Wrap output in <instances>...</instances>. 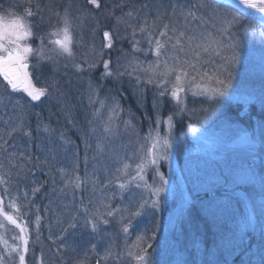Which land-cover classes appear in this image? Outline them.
Here are the masks:
<instances>
[{
	"label": "rangeland",
	"instance_id": "1",
	"mask_svg": "<svg viewBox=\"0 0 264 264\" xmlns=\"http://www.w3.org/2000/svg\"><path fill=\"white\" fill-rule=\"evenodd\" d=\"M119 2L120 0H108V5L114 9ZM64 3H66L64 8L71 4L70 0ZM181 4L187 6L184 3ZM54 5L55 8H60L62 2L55 0ZM163 6L159 0H152L150 17H154L156 9L159 8L161 11ZM70 12L73 17H80L82 20L79 31L83 33V40L81 46L74 47L75 62H81L86 54L89 62H92L96 58L90 51L93 45L97 53L103 49V59H106L104 44L102 43L101 46L99 41L97 24L90 23L93 16L80 8L73 7L72 4ZM144 13L140 11V17H143ZM167 13H171V11ZM255 14L260 18V13L255 12ZM77 22L79 23V21ZM120 28L124 30L123 25H120ZM94 29L95 31H93ZM79 31L76 34L77 39H79ZM101 41L103 42L102 37ZM120 48L122 49V47ZM126 50L131 53V47ZM261 51L262 67L237 69V79L234 81L235 88L232 91L233 96L239 98L225 97L222 102L226 100L232 103H242L246 107L258 102L264 107L263 45ZM136 55L142 61L153 60L152 55L147 57L143 53H136ZM67 62L73 61L67 60ZM68 63L65 65H70ZM101 65L102 63H99L96 68ZM45 67L43 76H52L50 74L53 70L52 66L46 65ZM59 69H64V74L57 73L56 75L60 88H62L60 91L68 94L71 88L76 87L74 93L77 95L72 96L71 103L68 102V108L62 106V103L61 106L58 105V111L55 108L50 110L51 106L57 104L56 93L47 97L49 108L46 110L52 114L43 109L45 107L44 97L40 101H32L31 103H29L30 98L23 100L25 128L31 129L33 127L31 134H34V141L29 140L22 131L14 133L10 138L7 137L8 130L15 126L19 114L15 102L21 98V95L26 97V94H16L12 97L11 102L6 99L4 103H0V134L8 138L7 152L0 153V160L3 161L5 168H9L13 173L17 171V168L11 167L8 162V153L12 152L16 153L17 156L21 152H24L25 155L31 154L34 159L31 164H28L29 166L37 163L35 157H39L41 162L40 166L34 170L25 171L19 177L13 175L10 178L11 193L15 195L19 192L22 195L27 191L30 197L32 196L31 189L42 185L40 191L48 197L45 210H40L34 206L32 208L33 213L40 216L41 220L38 229L37 227H28L29 232L32 233L34 230L35 233L31 238L29 237L25 264H78V262L97 264L98 260L100 264H113L111 258L104 259L105 251L109 246H114L116 252H125L127 247L135 242L136 236L141 231L152 229L153 218L147 214L137 217L133 221V227L129 234L126 235L120 230V216L117 215L110 219L109 225H100L98 232L93 233L91 228L84 224L83 209L87 207L89 212H92L101 202L110 203L112 208L123 207L129 204L133 195L139 197L142 189L134 187L131 192L121 193L115 186L117 175L115 170L121 166L120 161L129 157L132 159L128 162L132 164L134 169L138 162L136 157L143 155L140 148L141 145L145 144V136L149 132L150 123H153L154 126L156 113L152 109H147L137 99L142 112L135 115L130 102L125 107L121 104L124 99H127L126 94L120 93L119 98L113 93L102 96V98L115 97L123 109L122 119H131L134 127L125 129L124 125L121 124L119 135L106 141L104 155L94 159L96 156V137L90 136L87 140L89 145L87 148L83 139L85 134L89 132L87 120L91 118V109L87 99L88 91L86 92L85 89L88 88V82L92 77H89L87 71L76 73L69 66L58 65L56 70ZM74 76L79 82H77V86L71 87L68 84L72 82ZM91 81L93 86H98V83L94 82L93 79ZM40 86L42 84L38 85L37 83V87ZM143 88V85L140 86V91ZM67 96L62 98L65 105L67 104ZM248 97L251 99H246ZM187 101H190L188 105L190 103L201 105L203 97H193L189 93ZM160 114L163 116L162 113ZM62 115L66 116V123L62 122ZM187 116L188 114L184 117ZM214 117H210L206 122H201L204 135L199 139L187 130L188 140L185 143L183 139L181 151L176 149L175 143L177 120L181 117H176L174 121L172 159L170 163L162 162L160 166V171L173 181V192L169 193L163 210L159 213L160 225L157 231V239L154 242V251L149 250L152 252L156 264H208L207 261H203L204 258L208 259V257L210 259L209 264H233L232 258L235 255L245 253L247 246L253 241V236L255 239L257 238L258 229L260 231L259 237L262 239V222H264V123L255 121L245 127L240 124L230 125L224 118L218 120ZM77 119L86 125L85 127L84 125L81 126L82 128L78 133H74L76 135L72 136L68 128ZM188 122L189 120L185 126ZM38 124L40 125L39 131H37ZM44 124H48L51 130L45 132ZM164 130L165 128L162 126V133ZM251 132H254L253 137ZM61 133L70 143L65 144L60 139ZM24 139L26 141H22ZM261 141L262 143H260ZM259 146L263 147L260 148ZM46 157L48 164L44 165L43 161ZM86 157L87 164L85 163ZM16 163L18 166L20 160H17ZM52 165H54L53 173H51ZM59 169L66 170L68 174L66 178H72L78 174L83 181L81 187L75 189L69 185L61 192L63 181ZM145 178L148 183L152 182L153 173L150 169L146 171ZM53 179L55 183H53ZM106 183H108L107 188L104 187ZM143 194L146 195L147 193L144 192ZM200 194L204 196L201 202H199L200 199L199 201L194 199ZM108 197L111 199H107ZM193 199L194 202H197V206L198 203L201 205L200 214L202 218L209 216L211 225H214V229L217 231L216 244L223 249V256L214 251V248L213 251H209L205 240L201 238H194L198 242L195 247L191 243L190 250L192 247L194 250L197 249L195 254H190L183 246L185 237L189 240L195 236L189 229L185 230L186 227L182 225L183 222L188 225L197 222V217L194 214L191 216L187 214V208L191 207ZM24 202L23 199L19 200L21 204ZM74 215L76 216L77 227L72 229L69 224L73 222ZM124 215L127 214L124 213ZM26 217H23V221L27 223ZM258 221L261 222L259 226L257 225ZM4 223L5 228L0 229V236H3L11 245L14 243L13 237L18 234V229H16L17 232H10L7 228V222ZM190 228L194 230L193 225H190ZM65 229H67L66 232ZM184 230L186 232L189 230L187 235L183 233ZM235 242L242 247L231 251L230 248ZM92 245L96 246L95 250L92 249ZM3 252V243H0V253ZM224 257L226 258L224 259ZM244 257L248 259L247 256ZM5 264H19L18 256L13 254L8 257Z\"/></svg>",
	"mask_w": 264,
	"mask_h": 264
},
{
	"label": "snow or ice",
	"instance_id": "2",
	"mask_svg": "<svg viewBox=\"0 0 264 264\" xmlns=\"http://www.w3.org/2000/svg\"><path fill=\"white\" fill-rule=\"evenodd\" d=\"M87 3L97 9L100 8V0H87ZM118 7L123 8L124 4L121 3ZM170 7L171 13L161 12L157 8L155 16L151 19L150 12H145L143 17L139 15L141 9L148 8L146 4L141 5L140 9H130L115 18L116 25L113 26V30L103 32L107 41L103 47L111 49L114 40L128 39L131 53L125 52L124 56L130 55L131 59L122 66L119 63L120 58H117L114 71L110 66V59H103V49L97 53L94 45L90 49L92 55L96 57L92 62H89L87 54L81 62H75L74 47L82 45L83 33L79 31L82 20L80 17L72 16L71 4L64 8L63 14L59 10H50L47 20L43 15L44 9L38 2L33 3V0L10 3L6 9L0 5V78H2L0 103H4L6 99L11 102L16 94H26V97L21 95L15 102L19 114L15 126L7 132L8 138L21 131L31 137V129L25 128L23 118L25 98H30L31 103L40 101L42 97L47 98L53 93L60 98L65 96V93L60 91L59 81L55 79V70L60 58L72 60V67L76 73L91 72L102 63L104 68L102 77L116 79L124 76H128L129 79L134 77L137 86L151 85L156 89L153 99L156 118L154 126L150 123L145 144L141 145L140 151L143 155L136 157L138 162L134 169L128 162L132 159L129 157L120 161L121 166L115 170L117 174L115 186L121 193L131 192L134 187L142 189L141 194L138 198L133 195L129 204L123 207L112 208L110 203L101 202L92 212H89L87 207L83 209L84 224L90 227L93 233L98 232L100 225H109L110 219L117 215L120 216V230L126 235L129 234L137 217L147 214L153 218L152 229L141 231L125 252H116L114 246H109L104 259L111 258L113 264H156L149 250L154 251V242L160 225L159 213L163 210L167 196L173 192V181L160 171V166L162 162L170 163L172 159L174 121L177 116L182 119L188 114L187 130L198 139L203 136L201 122H206L219 110L223 98H239L233 96L232 90L235 88L234 81L237 79L244 40L249 36H256L261 44H264V0H198L197 3L188 6L172 4ZM251 11L261 14L258 29L253 27V21L249 20ZM53 16L56 17L55 25L52 24ZM246 20L248 23H245ZM44 23L49 25L47 32L40 31L41 24ZM119 25L124 26L123 37L120 36ZM78 31L79 39L76 38ZM36 41L39 43H35ZM144 43L147 44V48L142 47ZM136 53H143L145 57L152 55L153 60L142 61ZM46 65L52 66L53 75L44 78L43 68ZM37 83L42 86L37 87ZM100 91V87L93 86L89 80L87 99L91 118L87 120L89 132L83 139L87 148L90 136L96 137L94 159L104 155L106 141L119 135L121 124L125 129L134 127L131 119H122L123 109L119 101L115 97L102 98ZM189 93L193 97H203L199 108H188ZM165 98L174 102V110L166 118L160 114ZM129 115L131 116V113ZM193 117L195 122H192ZM162 126L165 128L163 133ZM39 128L38 124L37 131ZM43 128L45 132L51 130L48 124H44ZM8 138L0 134V153L7 152ZM60 139L65 144L70 143L64 138L63 133L60 134ZM33 159L31 154L25 155L24 152L19 153V156L14 152L8 153L9 165L17 168L15 173L5 168L3 161L0 160V229L5 228L4 222L18 229V234L13 237L14 243L11 245L0 236V243H3L4 247V252L0 253V264H5L6 259L13 254L18 256L19 264H25L29 229L23 217L29 215L31 202L28 192L25 191L22 194L25 203H19L21 195L19 192L15 195L11 193L10 178L13 175L21 176ZM35 159L37 164L33 167L40 166L39 157ZM17 160H20L18 166ZM85 163L87 164V157ZM43 164H48L47 157ZM149 169L153 173L151 183L145 178V173ZM58 171L63 181L61 192L69 185L75 189L81 187L83 181L78 174L66 178L68 176L66 170ZM41 187L42 185L32 188V196H35ZM104 187L107 188L108 183ZM144 192L147 194L144 195ZM40 220V216L37 215L35 218L37 229ZM75 221L74 215L73 222L69 224L70 228L77 227ZM95 247L92 245L93 250ZM97 264H100L99 260ZM261 264H264V256L261 257Z\"/></svg>",
	"mask_w": 264,
	"mask_h": 264
},
{
	"label": "trees",
	"instance_id": "3",
	"mask_svg": "<svg viewBox=\"0 0 264 264\" xmlns=\"http://www.w3.org/2000/svg\"><path fill=\"white\" fill-rule=\"evenodd\" d=\"M62 2V5L60 8H55V0H33V3H39L41 5V7L44 9L43 15L45 16L46 20L49 16V12L50 10H59L61 12V14L63 13L64 10V6L66 3H64L65 1L68 0H60ZM160 2L163 3V7L161 8V12H168L171 11V5L172 4H181L184 3L187 6L191 5V4H195L198 2V0H159ZM71 4L73 7L76 8H80L82 10H84L85 12H88L89 14H91V16H93V18L90 20V23L92 24H99V27H96L97 29V33H98V37H99V41L105 45L107 43V41L104 39L103 36V32L105 30L108 31H112L113 30V26L116 25V17H119L120 15H122V13H126L128 12L130 9L132 10H136V9H140L141 5H148V8L146 9H141L140 11L143 12H150L151 10V3L152 0H120V2L115 6V8H111L108 5V0H100V8H96L93 5H90L87 3V0H70ZM10 3H23V0H0V5L3 6V8H8ZM123 3L124 7L120 8L118 7L119 4ZM151 19V17H150ZM249 20L253 21L252 26L257 28L259 27V21L260 18L257 14H255V12H251V15L249 17ZM37 22L38 19H37ZM245 23H248V20L245 21ZM52 24L55 25L56 24V17H52ZM49 29V25L47 23L41 24V28L40 31L42 32H47ZM119 33L120 36L123 37L125 35V32L123 29L120 28L119 25ZM103 39V42L101 41V37ZM139 38V37H138ZM35 43H39V41H36ZM262 45L264 46V44H261L260 40L258 39V37L256 36H249L248 38L245 39V42H243L242 47H241V62L240 65L238 66L237 69L241 70V69H245L248 67H262ZM143 47H147V44L144 43L142 44ZM122 47V49L120 48ZM130 48L131 45L128 41V39H116L114 40V46L109 49L104 47V51H105V58L106 59H110L111 61V67L112 69L115 71L116 69V65H117V58L119 59V63L123 66L124 63L126 61H128L129 59H131V56H124V53L127 52L128 50H126L127 48ZM120 48V49H118ZM244 54V57H243ZM264 60V59H263ZM67 60L64 58H60L59 59V63L58 65H61L62 67H65V64H67ZM72 63H68L70 65L69 68L71 70H74L72 67ZM51 66V65H48ZM46 70V67L43 68V72ZM50 70V69H48ZM66 72V71H65ZM96 72V73H95ZM104 72V68H103V64L96 69H93L91 72H89V77L91 76L94 82L98 83V86L102 87L101 91H100V95L105 96L108 93H113L117 98L120 97V93L122 95L126 94L127 95V99H124V102H122V106H126L128 102H130L132 104L133 107V112L135 115L138 114V112H142L140 110V104L138 103L137 99L141 102V104H143L147 109L153 111V99H154V93L156 92V89L149 85L147 87L144 86V88L140 91V86L136 85L135 82V78L133 77L132 79H129L128 76H124L120 79H116L114 77H102V73ZM53 73V70H52ZM52 73H50L51 75H53ZM57 73L60 74H64V69H59V70H55V79H56V75ZM45 77V76H43ZM47 78V76L45 77ZM73 80L70 84L71 87L73 86H77V82H79L76 77H72ZM2 79V78H0ZM91 79V80H92ZM73 83V84H72ZM38 85H40V83H38ZM60 86V85H59ZM79 87V86H78ZM65 88V87H63ZM75 88H71L66 98V102L67 104H63V99L60 97H58V101L57 104H55V106H51L50 110L52 109H56L58 111V105L61 106H66L68 108V104L71 103V98L72 96H76L77 94L74 93L75 92ZM62 88H60L61 90ZM66 90V89H65ZM86 92L88 91V88L85 89ZM82 91V90H81ZM142 92V93H140ZM55 95V93H54ZM64 96V97H65ZM63 97V98H64ZM76 98V97H75ZM69 102V103H68ZM190 101H187V106L189 109L192 108H199V103H190L188 105ZM201 102V101H200ZM44 104L45 107L43 108L45 111H48L46 109L49 108V102H48V98H45L44 100ZM173 105L174 102L171 101L169 98H165L164 102H163V107L161 110V113L163 115V117H167L173 110ZM50 112V111H48ZM52 114V112H50ZM46 114V113H45ZM62 114V113H61ZM48 115V114H46ZM215 116V117H214ZM66 117V116H65ZM65 117L62 115V122H67ZM179 117V116H177ZM210 117H214L215 119H225L226 122H228L230 125H236V124H240L242 126L247 127L246 125H250L251 123H254L255 121L260 122V123H264V107H262V104L258 103V102H254L252 103L249 107H246L244 104L242 103H232V102H228V101H224L221 104V107L219 108V110L214 113L213 115H211ZM189 120V116L187 117H183L182 119L177 120V125H176V149L181 151L182 149V141L184 139V142L186 143L188 140V131L186 129V122ZM141 121V120H140ZM139 121V122H140ZM192 121L195 122V119L192 118ZM85 127L86 123H82L80 121V119H77L75 121L72 122V125L69 126V130H70V134L76 135L74 133H78V131L82 128L81 126ZM31 132H33V127L31 128ZM80 133V132H79ZM34 134H31V137L28 136V139H32V141H34L35 137L33 138ZM251 136H254V132H251ZM22 141H26V139L22 140ZM262 143V141L260 142ZM263 145V144H262ZM264 146V145H263ZM263 146H259L260 148ZM33 164H37V163H33ZM36 167L33 166H29L27 167L26 171L29 172L31 170H34ZM53 169H54V165H52L51 167V173H53ZM55 175V173H54ZM26 186H31V185H26ZM47 195L43 194L41 191L35 194V196H30L29 200H30V209H29V215L26 217L27 220V226L29 228H36V224H35V218L36 215L33 213L32 208L34 207H38L40 210L44 209L45 210V203L47 200ZM21 199H22V195H21ZM194 199H200L199 202H201V200L204 199V196L202 194L195 196ZM191 202V207L187 208L188 211V215H192L194 214L195 217H197V222H192L191 224H186V223H182V225H184L185 230L189 229L192 234L194 233L195 236H193V239H186V237L184 238L183 241V246L186 248V250L190 253V254H195L197 252V249L194 250L193 247H195L198 242L196 241V239L194 238H201L204 239L206 242V246L207 249L209 251H217L219 253V255L223 256V249L221 248V246H217L216 244V240H215V236H216V232L215 231V227L214 225H211V222L209 220V216H207V218H202L200 212H201V205L198 203L197 206V202L195 201ZM25 203V202H24ZM194 211H196L195 213H193ZM43 212V211H42ZM7 224V228L8 231L12 232V231H16L15 227L12 226L11 224ZM261 224L260 221H258V226ZM181 225V227H183ZM190 225H193L194 230L190 228ZM238 225L236 226V230H237ZM184 230V234L187 235L189 230L186 232ZM14 232V233H15ZM35 233L34 230H32V233L29 232V237L31 238L32 235ZM221 233V232H220ZM259 229H258V235L257 238L255 239L253 236V241L247 246L246 248V252L245 253H241L238 255H235L232 258V262L233 264H261V257L264 256V222H262V239L259 237ZM212 242V243H211ZM192 243V250H190V246ZM240 244H238L237 242H235L230 250L234 251L237 248H240ZM242 247V246H241ZM244 256H247L248 259H245ZM226 257H224L225 259ZM204 262H208L209 264V257L204 258L203 259ZM33 264V263H31Z\"/></svg>",
	"mask_w": 264,
	"mask_h": 264
}]
</instances>
